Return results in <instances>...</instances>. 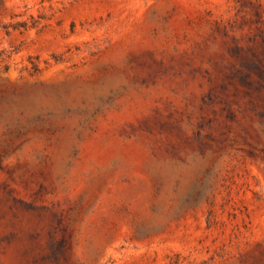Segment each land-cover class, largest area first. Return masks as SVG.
Returning a JSON list of instances; mask_svg holds the SVG:
<instances>
[{
  "label": "rangeland",
  "instance_id": "obj_1",
  "mask_svg": "<svg viewBox=\"0 0 264 264\" xmlns=\"http://www.w3.org/2000/svg\"><path fill=\"white\" fill-rule=\"evenodd\" d=\"M0 264H264V0H0Z\"/></svg>",
  "mask_w": 264,
  "mask_h": 264
}]
</instances>
